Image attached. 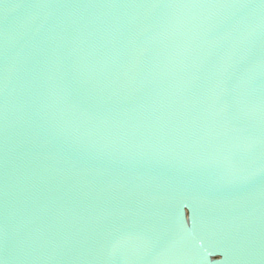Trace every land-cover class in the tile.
<instances>
[{
  "label": "water",
  "instance_id": "obj_1",
  "mask_svg": "<svg viewBox=\"0 0 264 264\" xmlns=\"http://www.w3.org/2000/svg\"><path fill=\"white\" fill-rule=\"evenodd\" d=\"M216 261L264 264V0H0V264Z\"/></svg>",
  "mask_w": 264,
  "mask_h": 264
},
{
  "label": "snow or ice",
  "instance_id": "obj_2",
  "mask_svg": "<svg viewBox=\"0 0 264 264\" xmlns=\"http://www.w3.org/2000/svg\"><path fill=\"white\" fill-rule=\"evenodd\" d=\"M209 255H211V253H209ZM208 264H211V262H208ZM214 264H221V262L216 261V262H214Z\"/></svg>",
  "mask_w": 264,
  "mask_h": 264
}]
</instances>
